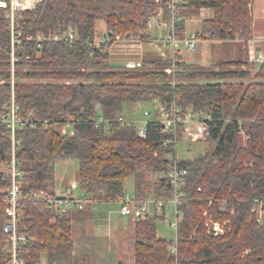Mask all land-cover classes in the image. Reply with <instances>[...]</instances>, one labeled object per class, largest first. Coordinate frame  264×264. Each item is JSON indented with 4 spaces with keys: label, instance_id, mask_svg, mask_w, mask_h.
I'll return each instance as SVG.
<instances>
[{
    "label": "trees",
    "instance_id": "16d2710c",
    "mask_svg": "<svg viewBox=\"0 0 264 264\" xmlns=\"http://www.w3.org/2000/svg\"><path fill=\"white\" fill-rule=\"evenodd\" d=\"M252 1L185 0L178 6L177 39L187 38V12L210 9L213 18L202 22L198 39L249 40ZM156 8V0H43L16 20L21 43L13 61L9 5L0 7V117L10 113L14 101L22 119L37 122L17 130L14 145L11 131L0 126V190L11 186L3 167L14 149L25 194H56L57 166L72 161L77 163V191L95 201L121 200L128 193L127 180L137 179L140 191L153 174L164 178L147 184L152 188L148 195L171 200L174 192L167 176L182 125L162 132L153 122L142 139L133 126L115 123L105 132L94 121L99 114L115 120L127 106L154 100L174 103L182 117L189 111L205 117L208 149L200 157L177 162L188 172L177 240L158 236L164 208L136 222L134 264H264V220L257 222L253 213L259 202L264 207V63L225 62L210 71L187 65L180 52L173 56L167 51V59L144 57L140 68L126 69L114 67L109 50L93 44L98 20L105 22L110 39L133 34L150 40L146 20ZM69 28L74 42L50 41ZM170 68L176 72L167 74ZM67 122L70 132L62 135ZM4 199L2 194L0 264H12ZM18 216V233L31 238L18 249L25 264H41L43 256L47 264H86L74 255L67 212L44 202H23ZM207 219L230 226L223 236L214 237ZM174 246L176 256L171 254Z\"/></svg>",
    "mask_w": 264,
    "mask_h": 264
},
{
    "label": "built area",
    "instance_id": "2783aa9c",
    "mask_svg": "<svg viewBox=\"0 0 264 264\" xmlns=\"http://www.w3.org/2000/svg\"><path fill=\"white\" fill-rule=\"evenodd\" d=\"M43 0H10V3L0 2V7L7 8L9 5V11L7 17L10 19L11 33H12V58L15 61L14 50L16 46L21 43L20 32L17 31L16 20L23 12L32 11ZM185 0H156L157 8L152 12L146 20V25L149 31L162 30L165 32V38L163 40L164 46L168 47L173 56L181 51L183 47L187 52L193 53L197 49L199 39L196 33L188 36L183 42H180L176 36V24L181 20V15L178 6ZM165 3V7L162 5ZM167 15V17H166ZM76 36L72 28H69L64 35H54L49 39L53 42L67 41L74 42ZM145 41L141 38L131 34L126 36H116L114 39H110L107 34L96 35L93 44L99 48L109 50L114 44H142ZM162 43V42H161ZM44 44L43 40L39 41V48ZM161 55L165 56L163 47L157 46ZM249 60L251 63L262 64L264 63V53L259 51L255 52L250 49ZM127 69H136L141 67V61H129L125 63ZM167 72H171L170 69ZM155 105L154 115L150 111H144L143 119L138 117H125L121 115L115 120L106 119L102 114H99L94 121L97 129L103 128L104 131H108L110 127L117 123L121 126L134 127L138 137L145 139L147 137V126L151 123H155L160 127L162 132L176 131V129L182 125L181 133L186 136V139L191 142H205L207 140L206 128L204 126V116L195 114L189 111L184 117L181 115V109L176 104H164L159 100H154ZM19 107L12 102L10 113L7 116L0 117V126H5L11 131V139L14 145V136L17 130H19L27 122L32 126L37 124L36 121L24 120L19 115ZM45 125L47 122L44 123ZM71 129V123L67 122L63 125L62 135H68ZM170 142H165L167 146ZM177 144L178 141H175ZM177 152V150H176ZM173 170L168 174V179L173 187L174 196L171 200L165 199H146L138 200L130 194H126L123 199L118 200L120 203V214L122 217L133 218L137 222L145 221L146 219L154 216L155 212L161 209L171 211L173 215V221L170 222L172 228L178 233L180 212L179 208L182 202V189L185 186V178L188 175L186 170H181L177 166L178 158L174 156ZM5 176L11 180V186L7 189L0 190V196L5 194L4 206L5 213L9 218V222L4 227V232L9 235L10 245L7 253L12 259V264H25L19 256L18 249L24 244L28 245L31 242V238L28 236H22L18 233L17 227L20 222L18 212L21 209L23 202H44L50 208H56L62 213H66L71 209L82 210L87 203H91L94 200L89 198L85 194L77 195L75 193V186L67 188L61 193L54 195L49 194L46 191H35L25 194L22 191V184L20 182L22 173L18 170V163L15 158V152L13 149L12 157L10 161L4 164ZM164 178V177H163ZM253 213L256 216L257 222L261 223L264 220V207L263 202H259L253 209ZM206 215V214H205ZM229 223H218L210 219L206 221V227L209 234L214 237L223 236L229 228ZM173 256L177 255V248L174 246L171 249ZM175 264H178L177 262Z\"/></svg>",
    "mask_w": 264,
    "mask_h": 264
},
{
    "label": "crops",
    "instance_id": "0c3cea01",
    "mask_svg": "<svg viewBox=\"0 0 264 264\" xmlns=\"http://www.w3.org/2000/svg\"><path fill=\"white\" fill-rule=\"evenodd\" d=\"M255 2H257V4L254 5L255 8L253 9L252 14L254 19L252 28L254 33L253 35H257V37L264 36V0H255ZM212 15L213 13L210 9H202L195 17H193V15L191 17H188V20L186 21L187 37L193 33H198L201 30L202 22L211 19ZM197 21H200V26L196 28L194 27L193 29L189 30V23ZM150 35L151 39L145 41L140 45L137 44L135 46H114L119 47L120 49H118L117 52H113V54L115 55L114 57H112L113 61L116 63L142 61V59L149 51V45H147L146 43L150 42L154 44H160L162 42V47L166 49V51H170L169 48L166 46L164 47L163 44V40L165 38L164 31L159 29L151 30ZM201 42L205 41L199 39L198 45ZM212 43L227 46L229 48V52L227 53V55L230 58V61H234V58H239L240 55L241 57H246V52L244 50L245 43L243 44L240 40H234L229 43ZM241 43L242 48L233 46V44ZM111 53L112 52L110 50V54ZM185 62L188 63L187 61ZM150 177H153V175H150ZM71 186H75V193L79 195L80 193L77 191V182H71L69 180V177H62L58 179L57 193H61ZM129 190L130 192L128 191L127 194L134 196L138 200L154 198L153 196L148 195L149 186L147 187L146 183L142 185L140 191H138L137 186H135L133 192H131V189ZM67 213L71 217L72 221L74 255L76 257L83 258L86 264H125L124 262H122V260H120V258H118V256H116L118 254V250H123L126 252L128 257H130V259H128L127 261V264H134V233L135 223L137 221L133 218H126L121 216L119 201L94 200L91 203H87L82 210L71 209Z\"/></svg>",
    "mask_w": 264,
    "mask_h": 264
},
{
    "label": "rangeland",
    "instance_id": "374dc122",
    "mask_svg": "<svg viewBox=\"0 0 264 264\" xmlns=\"http://www.w3.org/2000/svg\"><path fill=\"white\" fill-rule=\"evenodd\" d=\"M255 4H257V2H255V0L252 1L251 5H250V11H251V18H252V25L251 28H253V9L255 8ZM201 11V10H200ZM200 11H194V12H187L186 14V21L188 20V17H191L193 15V17H195L196 15L199 14ZM213 13V12H212ZM213 18V15L212 17ZM196 19V18H194ZM209 20V19H208ZM189 23V22H188ZM200 21L197 22H192L189 23L188 25V29H193L194 27H199L200 26ZM105 33V22L103 20H98L97 23V27H96V35L98 34V36H100L101 34ZM253 29H251V35H250V39L247 41L238 39L240 41H242V43H245V52H246V57L240 55L239 58H234V61H230V58L228 57L227 53L229 52V48L227 46L224 45H219L217 43H212L209 42V40L206 39H202L205 42H201L199 45H197V49L195 52L190 53L182 47L180 53L183 54L184 60L187 61V65H192L194 68H203L206 70H217L219 64L221 63H225V62H238V61H242V62H248L249 65L251 64H255V63H251L249 60V52L250 49L257 52V51H261L264 53V36H258L257 35H253ZM121 36H126V35H121ZM258 38V39H256ZM250 41V42H249ZM229 43V42H227ZM242 43L241 44H233V46H238V48H242ZM148 46V53L146 54L145 57H159L162 59H167L169 56H171V54H169L166 49L163 48V52H165V56L161 55V52L159 51L160 48L162 47V44H154L152 42L150 43H146ZM117 45H124V46H135L132 44H114L111 47V54L112 57H114L115 55L113 54V52H117L118 49H120L119 47H114ZM140 45V44H138ZM252 45V46H251ZM144 46V45H143ZM251 46V47H250ZM257 46V47H256ZM165 47V46H164ZM144 48V47H142ZM152 48V49H150ZM257 48V49H256ZM109 50V53H110ZM142 50V49H141ZM241 50V49H240ZM124 65V68L127 69V67L125 66V63H121ZM250 67V66H249ZM168 70V69H167ZM166 73L171 75L174 74L176 72L175 68H170L171 72H167ZM172 85L175 84V80L171 81ZM155 105L153 104V101L150 103H145V104H141L140 106L137 107H129L127 106V109L124 112V116L125 117H138L140 119H143V113L144 111H150L152 115H154L155 112ZM208 149V144L205 142H191L189 140L186 139V136L181 133V136L178 138V143H177V158L179 160H185V159H194L197 157H200L203 155V153H205ZM76 171H77V163L76 162H67L66 163H61L57 166V183H58V179L62 178V177H69V180L71 182H75L76 181ZM164 175L163 174H153V177H149L146 180V184L150 183V184H154L157 181H159L161 178H163ZM137 179L135 178H131L129 180L126 181L125 183V187L127 188V190L130 192L129 189H131V192H133V190L135 189V186L137 185ZM149 185H147L148 187ZM152 190V188H149V191ZM148 191V192H149ZM152 196V195H151ZM173 219V215L171 213V211H167V213L165 214V219L163 221L158 222L157 224V233L158 235L167 240V241H173V240H177V232L174 228L171 227L170 222H172ZM128 243V241H127ZM123 250H118V254L116 256H118V258H120V260H122V262H124L125 264H127L128 259H130V257H128V255L126 254L125 251ZM130 256V253H129ZM42 264H46V258L45 256H43V260H42Z\"/></svg>",
    "mask_w": 264,
    "mask_h": 264
},
{
    "label": "water",
    "instance_id": "95a60500",
    "mask_svg": "<svg viewBox=\"0 0 264 264\" xmlns=\"http://www.w3.org/2000/svg\"><path fill=\"white\" fill-rule=\"evenodd\" d=\"M113 66H114V67H118V68H122V67H124V65L121 64V63L113 64Z\"/></svg>",
    "mask_w": 264,
    "mask_h": 264
}]
</instances>
